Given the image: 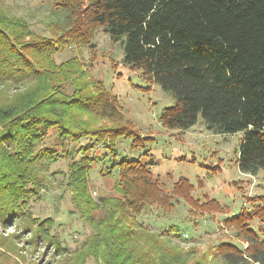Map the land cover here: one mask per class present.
Segmentation results:
<instances>
[{
  "label": "trees",
  "instance_id": "1",
  "mask_svg": "<svg viewBox=\"0 0 264 264\" xmlns=\"http://www.w3.org/2000/svg\"><path fill=\"white\" fill-rule=\"evenodd\" d=\"M52 8L64 15L47 25L48 34L0 9V85L19 86L0 101V226L21 220L34 239L67 254L51 233L53 221L34 217L28 205L43 196L47 175L55 174L50 165L63 159L74 211L92 229L74 251L75 264H264V228L250 225L264 222V195L247 196L249 209L221 221L238 244L184 249L172 240L181 237L178 224L154 231L138 221L153 206L168 214L180 200L195 218L229 208L196 198L186 178L165 189L150 170L153 137L123 117L117 96L90 75V62L54 59L72 46L91 53L102 27L120 44L124 65L173 96L159 114L163 127L183 131L200 117L214 134L242 132L236 165L255 174L264 167V0H56ZM120 138L141 156L119 157ZM96 146L108 150V165ZM99 163L116 176L113 193L94 199L89 174ZM12 238L0 233V264H19Z\"/></svg>",
  "mask_w": 264,
  "mask_h": 264
},
{
  "label": "rangeland",
  "instance_id": "2",
  "mask_svg": "<svg viewBox=\"0 0 264 264\" xmlns=\"http://www.w3.org/2000/svg\"><path fill=\"white\" fill-rule=\"evenodd\" d=\"M54 1L0 0V9L9 16L26 19L33 32L48 34L47 25L53 20L62 19L64 15L52 8ZM92 41L95 50L91 53L86 47L72 46L56 53L55 61L59 63L76 55L90 62V65L87 63L90 75L102 80L105 87L117 96L123 117L130 121L140 135L153 137L148 148L156 164L150 170L153 177L160 179L165 189H169L178 179L186 178L193 185L192 193L196 198L216 199L229 208L228 212L222 214L211 216L205 213L195 218L188 212V206L180 200L168 214H162L158 207L153 206L149 213L139 215L137 220L149 223L150 229L154 231L165 229L170 222L178 224L182 230L181 237L173 235L172 240L184 249L194 247L195 250L204 251L210 245L223 241L238 244L231 230L221 228V221L241 209H249L251 205L246 201L247 196L264 195V167L255 174H246L236 165L242 132L214 134L205 128L200 117L183 131L163 127L158 119L159 114L164 107L174 103L173 96L158 84L147 83L137 71L124 65L120 44L113 41L102 27L95 29ZM18 90L19 86L6 90L0 85V101ZM87 142L90 141H81L83 144ZM117 144L120 145L119 157L137 158L142 154L138 150L130 152L128 140L120 138ZM93 153L99 156L107 154L100 163L108 165L110 162V154L105 148L96 146ZM100 163L89 174L94 199L113 193L112 184L116 176L115 172L111 176L104 175L100 171ZM65 170L63 159L51 164L48 173L55 174L47 175L43 196L29 201L28 205L34 217L40 220L50 218L53 221L51 233L57 236L67 254L56 252L51 243L41 241L39 237L34 239L21 220L17 223L9 222L0 226V233L13 237L10 241L19 248V264H75L74 251L81 248L82 241L92 232L89 224L80 221L78 213L74 211L62 174ZM250 225L255 231L258 227L264 228V222L257 219H253ZM84 264L95 263L88 259Z\"/></svg>",
  "mask_w": 264,
  "mask_h": 264
}]
</instances>
